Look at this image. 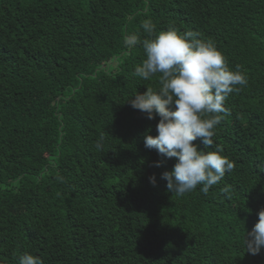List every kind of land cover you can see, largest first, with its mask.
<instances>
[{"label": "trees", "instance_id": "16d2710c", "mask_svg": "<svg viewBox=\"0 0 264 264\" xmlns=\"http://www.w3.org/2000/svg\"><path fill=\"white\" fill-rule=\"evenodd\" d=\"M146 19L213 41L247 77L214 137L235 168L207 194L173 196L175 158L145 147L160 118L131 99L159 74L133 75L145 55L124 37L150 38ZM261 209L264 0H0V264H264L244 243Z\"/></svg>", "mask_w": 264, "mask_h": 264}, {"label": "clouds", "instance_id": "9594fccd", "mask_svg": "<svg viewBox=\"0 0 264 264\" xmlns=\"http://www.w3.org/2000/svg\"><path fill=\"white\" fill-rule=\"evenodd\" d=\"M140 27L150 38L141 41L137 33L124 37L126 47L140 45L145 55L133 75L150 80L159 74L157 89L147 87L145 93L137 92L131 99V106L145 113L147 119L160 118L157 135L145 134V147L167 159L175 158L173 169L161 175L173 196L182 197L197 186H202L200 191L207 194L235 168L214 137L217 126L230 115L225 106L228 97L247 85V77L239 65L235 71L230 70L215 43L199 38L197 33H182L171 24L157 32L151 19L141 21ZM198 138L205 149L212 151L201 150L193 143ZM103 139L102 135L96 142L98 149ZM149 179L156 186L155 175ZM220 191L232 198L231 186L226 185ZM257 215L258 222L244 237L246 252L251 255L260 254L264 248V209ZM14 259L18 264H43L39 256L29 252Z\"/></svg>", "mask_w": 264, "mask_h": 264}]
</instances>
